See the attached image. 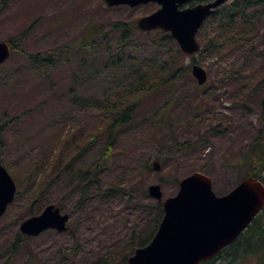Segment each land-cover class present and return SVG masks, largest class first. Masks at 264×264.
<instances>
[{"label":"rangeland","instance_id":"obj_1","mask_svg":"<svg viewBox=\"0 0 264 264\" xmlns=\"http://www.w3.org/2000/svg\"><path fill=\"white\" fill-rule=\"evenodd\" d=\"M242 2L228 32L220 33L212 18L206 20L196 37L200 51L192 56L181 53L174 41L162 42L161 50L151 46L152 40L160 43L167 32L133 30V58L157 54L155 60L169 64L179 74L144 94L143 113L124 130L113 133L112 153H108L106 167L97 172L108 134L103 108L94 101L107 91L108 96L116 97L115 102L123 104L125 90L137 82L136 66H132L133 59H125L123 68H110L84 80L78 56L84 48L92 52L89 58L99 55L101 62L116 54L122 50L120 33L111 24H136L159 6L108 7L102 0H9L0 13V42L9 44L20 33L27 34L17 48L20 52L0 66V165L14 180L15 174L20 178L15 182L13 202L0 217V264H125L123 258L130 256L137 244L130 236L146 241L163 216L162 203L148 195L149 186L158 184L164 200L176 195L180 179L200 172L211 179L212 191L220 197L241 181L248 146L263 127L264 105V6L262 13L255 9L256 3L243 7ZM240 8L246 19L238 13ZM90 26L103 31L93 36L96 44L82 48L80 40ZM238 36L240 43H227ZM211 38L217 39L218 49L209 52ZM53 50L60 52L50 64L34 67L27 60ZM193 62L208 76L207 83L194 91L198 85L190 72ZM90 63L91 59L87 65ZM117 76V80L124 76L126 81L119 86L110 84L108 79ZM175 97L178 99L173 101ZM163 109L176 118L174 129L167 125L173 130L169 135L150 121L153 112ZM200 138L205 144L194 152L177 150L172 142L181 145ZM91 140L92 147L84 153ZM47 159L57 164L51 172L53 181L41 175L48 170ZM79 161L83 171L96 174L97 181L89 179L94 200L81 208L77 207L79 192L69 186L63 174ZM154 161L159 164L158 171L152 167ZM21 165L27 166L20 171ZM44 181L52 185L43 187L37 198ZM115 186L124 193L112 191L101 198ZM34 195V200L27 202ZM47 204L58 205L62 213L70 215L71 230H47L25 237L24 246L12 257L9 248L19 234L20 222L28 217L26 212L31 206L37 210Z\"/></svg>","mask_w":264,"mask_h":264},{"label":"water","instance_id":"obj_2","mask_svg":"<svg viewBox=\"0 0 264 264\" xmlns=\"http://www.w3.org/2000/svg\"><path fill=\"white\" fill-rule=\"evenodd\" d=\"M108 7L127 5L136 7L150 2L161 6L159 10L141 18L138 28L147 32L161 29L170 32L180 51L186 56L198 52L196 34L205 19L226 0L180 10L193 0H102ZM9 47L0 42V65L8 59ZM191 74L198 85H203L207 74L194 64ZM153 167L158 170V164ZM15 184L0 166V216L12 202ZM151 198L160 201L159 185L148 188ZM163 219L150 242L137 249L127 264H200L215 257L232 244L264 208V185L253 177H246L227 195L217 197L211 189V180L201 173H193L179 181L176 196L163 201ZM67 215H61L54 206L46 207L36 217L25 220L19 227L21 234L37 236L46 229L66 230Z\"/></svg>","mask_w":264,"mask_h":264},{"label":"trees","instance_id":"obj_3","mask_svg":"<svg viewBox=\"0 0 264 264\" xmlns=\"http://www.w3.org/2000/svg\"><path fill=\"white\" fill-rule=\"evenodd\" d=\"M243 1V2H242ZM248 1V3H247ZM239 2H242V6L245 7V5H250V3H256L255 9H259L260 12L262 11V6H264V0H234L231 4H227L226 7H221L218 9L215 13V15L212 17V20L215 24L218 25V30L220 33L228 32V30L231 29L232 25L236 21V15L237 12H234L235 9H237V5ZM9 0H1L0 1V13L4 11L8 6ZM230 6V7H229ZM251 7H248L246 11H248ZM240 16H242L244 19L245 17V11L243 8H240ZM247 13V12H246ZM218 16V17H217ZM112 29L115 31H118L120 33L119 35V43L122 48L119 52L116 54H110L108 55V58H105L104 61H100L99 55L97 57H90V54L92 52H89L88 49H85L84 47H91L94 44H96L95 38H93L94 35H98L103 31L101 27H93L90 26L88 28L89 31H87L83 38H81V47L84 49H81L83 53L78 56V64L81 67L82 71L84 72L83 79H91L93 77L98 76L99 74H102L107 71V69H114L119 70L124 67L123 63L125 59H128L132 62V59L134 61V64L132 66H136V72L135 77L137 82L131 83L128 88L125 90V97L123 99V104H120L118 102H115L116 97L112 98L107 95V91L104 93V97L99 100H95L94 102H97L98 106L103 108V114H104V125H105V131L108 134L106 138V144L104 145V155L102 157V160L100 159L98 161L97 166V172L101 171L106 167V159L109 157L108 153L111 152V146L113 143V132H116L118 130H124L126 128L125 126H128L131 122L134 123L138 116L143 113V96L144 94L148 93L151 89L162 85L167 84V82L175 77L178 76L179 71H172L171 66L167 63H160L159 60H155L154 57L157 55H154L152 57H145V56H137L132 57V47L136 48V45L132 44V32L133 30H137L136 24H123V23H112L111 24ZM26 32L20 33L15 38L11 39L9 44L12 49V55L20 52L17 48L21 47L23 45L25 38H26ZM239 35H244V33H240ZM231 39V37H230ZM168 44V43H174L171 39L170 35H165L161 40L160 43H157L156 41H151V46L153 48H157L161 50L160 44ZM232 43L231 45L239 42V36L235 41L227 40V43ZM229 44V43H228ZM230 45V44H229ZM213 47L217 48V39L211 38L210 42L207 45V51H211L209 49H213ZM62 52L65 51V49H61ZM126 51L127 53H125ZM60 51H48L44 55H36V56H28L27 60H30V63L35 67L39 63L44 64H50L52 62V59H58L57 53ZM124 52V54H123ZM178 54L180 52L178 51ZM43 56V57H40ZM127 57V58H125ZM91 59V63L87 65L88 61ZM156 63L154 64L153 62ZM75 75H72L74 77ZM120 77H113V81L108 79L110 84L112 82L118 83V86L125 82V77L123 76V80H117ZM82 79V80H83ZM196 88L199 87H193L192 91L196 90ZM152 91V90H151ZM150 91V92H151ZM179 91V90H178ZM177 94V93H175ZM114 99V100H112ZM178 98H174V100H177ZM184 100V99H183ZM262 110V122L263 127L257 132L254 140L252 143L248 146V152L246 156L244 157L242 165L245 166V172L243 174V178L246 176H251L253 178H256L260 180L264 184V105ZM161 117V120H160ZM181 118V117H179ZM178 118V119H179ZM175 116L168 114L167 111L163 109L162 112H153L151 116V120L153 122L158 124V131L165 133L166 135H169L170 132L173 130L168 128L171 127L174 129V121ZM198 119V118H196ZM183 120V119H182ZM168 125V126H167ZM91 140L87 145L85 144L86 148L83 150L84 153L86 150H89L92 145ZM173 146L180 151H188V152H194L198 148H200L201 145L205 144V141H203L201 138L196 140L195 142H187L183 143L181 145L177 144L175 140H172ZM77 154V153H75ZM80 155V154H78ZM70 164H73L74 161H69ZM149 162V161H148ZM46 163L49 164L47 172H42V177H44L47 180L53 181L51 177V172L54 171L56 168V161L46 160ZM146 165H149L148 163ZM27 165H21L20 171L24 170ZM81 161H79V164L75 168H65L63 171L64 177L67 179V182L69 186L75 188L79 194L80 198L77 202V207H82L85 203L91 202L94 200V197H91L89 194V186L88 181L91 178L94 183H97L96 181V174H92L89 170L83 171V168L81 169ZM36 172V171H34ZM31 174V173H29ZM242 178V179H243ZM32 177L30 178V180ZM241 179V180H242ZM15 181H20V178L18 175L15 174ZM52 185V182L44 181L42 186L38 188L39 194H37V198L40 197L41 190L44 187V190ZM33 189L32 186L28 187V190ZM114 191L117 194L124 193L122 190H120L118 187H112L109 190H107L105 193H103L101 198L106 196V193ZM25 192V191H24ZM72 193V191H70ZM225 194V193H224ZM34 196H30L27 198V202H32L34 200ZM43 206L39 207L37 210L36 208L32 207L29 208L28 212L26 214L28 216H34L36 211L40 212L41 208ZM162 218V217H161ZM160 223V222H159ZM158 220L156 223V228L153 233L150 234V236L147 238L146 241L139 240L136 238V236H130V239L133 242H137L136 245L132 246V250H135L137 248H141L146 246L151 239L153 238L157 228H158ZM25 244V237L21 235H17L15 238V242L11 245L9 248L12 252V257L16 255L18 252H20L21 248ZM129 257V254L123 258L125 264L126 260ZM11 260V257H9ZM9 260V261H10ZM8 261V262H9ZM5 262V263H8ZM201 264H264V209L262 212L255 218V220L251 223V225L246 229L245 232H243L235 242H233L230 246L223 249L216 257L213 259L203 262Z\"/></svg>","mask_w":264,"mask_h":264}]
</instances>
